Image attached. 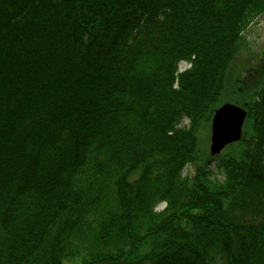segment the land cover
<instances>
[{
    "label": "trees",
    "instance_id": "16d2710c",
    "mask_svg": "<svg viewBox=\"0 0 264 264\" xmlns=\"http://www.w3.org/2000/svg\"><path fill=\"white\" fill-rule=\"evenodd\" d=\"M263 15L0 0V264H264V83L240 141L211 156L201 136Z\"/></svg>",
    "mask_w": 264,
    "mask_h": 264
},
{
    "label": "rangeland",
    "instance_id": "374dc122",
    "mask_svg": "<svg viewBox=\"0 0 264 264\" xmlns=\"http://www.w3.org/2000/svg\"><path fill=\"white\" fill-rule=\"evenodd\" d=\"M244 39L254 53L246 52L244 58H251L252 64L247 67V73L238 80L237 88L233 94L224 91L221 95L219 105L230 104L244 108L246 101L253 95L252 91H258L264 83V15L256 19L244 32ZM209 142L210 128L206 126L201 131Z\"/></svg>",
    "mask_w": 264,
    "mask_h": 264
},
{
    "label": "water",
    "instance_id": "95a60500",
    "mask_svg": "<svg viewBox=\"0 0 264 264\" xmlns=\"http://www.w3.org/2000/svg\"><path fill=\"white\" fill-rule=\"evenodd\" d=\"M245 118V110L230 104H224L215 111L211 120V156L218 155L226 146L240 140Z\"/></svg>",
    "mask_w": 264,
    "mask_h": 264
}]
</instances>
